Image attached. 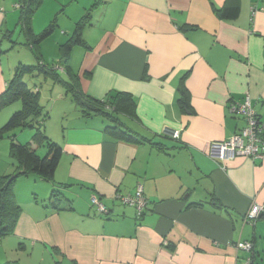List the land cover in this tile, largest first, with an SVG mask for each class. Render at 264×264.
Here are the masks:
<instances>
[{"label": "crops", "instance_id": "0c3cea01", "mask_svg": "<svg viewBox=\"0 0 264 264\" xmlns=\"http://www.w3.org/2000/svg\"><path fill=\"white\" fill-rule=\"evenodd\" d=\"M262 6L264 0H100L82 29L72 88L93 102L109 98L114 106L106 110L119 122L93 110L87 116L58 95L41 123L62 148L55 182L64 194L51 204L53 185L39 177L51 187L15 192L22 210L14 232L0 237L5 263L246 264L250 253L235 243L250 240L253 261L264 264V216L245 220L253 203L264 205V158L221 163L208 156L209 142L245 125L230 104L247 91L264 121ZM6 17L0 12V28ZM58 66L70 75V67ZM9 81L0 64V95ZM109 125L150 142L111 137ZM168 127L180 129V138ZM138 184L149 200L141 219L117 198ZM93 195L109 214L97 211Z\"/></svg>", "mask_w": 264, "mask_h": 264}, {"label": "rangeland", "instance_id": "374dc122", "mask_svg": "<svg viewBox=\"0 0 264 264\" xmlns=\"http://www.w3.org/2000/svg\"><path fill=\"white\" fill-rule=\"evenodd\" d=\"M99 2L100 0H42L40 6L34 13L29 12L28 19L25 20L24 16L28 11L25 5L24 7L15 6L18 3L24 4V0H0V12L7 15L6 24L0 28V64L10 80L14 77L20 63L35 67L33 72L24 71L22 78L30 89H42L44 95L41 93L39 100L46 113L50 112L51 104L59 99L60 94L65 98L73 99L72 86H75L74 80L76 81L79 71L80 55L78 50L82 47L76 45L74 50L66 53L62 49V44H65L74 35L78 22L83 21L84 28L86 20L91 19L95 5ZM35 5L36 3H32L33 7ZM51 24H53L51 33L40 39L39 35ZM26 25L31 28V31L26 29ZM82 37L84 39L83 33ZM40 60L47 69H52L59 64L63 67H70L71 73L70 75L63 74L57 70L53 73L47 72L37 67ZM20 108L21 103L14 102L0 111V130L8 123L13 113ZM54 118L55 116L52 117V119ZM51 125L53 126V124ZM34 133L35 128L22 126L4 130L0 140V178L5 176L13 178L21 170L22 167L19 166V160L14 153L12 143L32 142ZM47 152L46 143L37 149V154L41 157H44ZM37 177L34 173L17 176L13 184L14 192L32 193L34 185H41L35 191L40 193L42 187H51L50 183L39 182ZM50 195L51 192L47 196L50 197ZM262 259H264V252ZM5 262L3 252L0 250V263L5 264ZM256 262L255 264H258Z\"/></svg>", "mask_w": 264, "mask_h": 264}, {"label": "trees", "instance_id": "16d2710c", "mask_svg": "<svg viewBox=\"0 0 264 264\" xmlns=\"http://www.w3.org/2000/svg\"><path fill=\"white\" fill-rule=\"evenodd\" d=\"M261 1L263 0H259V3ZM32 3H36V5L33 7ZM41 3L42 0H24V4L18 3L15 4V6L24 7L25 5L28 11L25 13L24 18L25 20H27L28 13H34L36 8L40 6ZM83 23V21L78 22L74 31V35L71 36V38L65 44H62V49L64 50V52L69 53V51H71L74 46L78 44H84V39L82 37ZM25 27L28 31H31V28L28 25H26ZM52 30L53 24H51L41 35H39V38H45L51 33ZM58 65L59 64L54 66L52 69H47L45 68V64L40 60L39 66L37 67L46 70L47 72L53 73L54 71L60 69ZM34 68V66H25L23 65V63H20L14 74V77L9 81L7 89L0 95V111L5 106L11 103H21V108L13 113L8 123L4 126V128L0 130V140L3 137L5 129L18 126L35 128L32 142H28L26 144H20L16 142L12 143L14 153L19 160V166L22 167L21 170H19V172L13 178H11V176L0 178V237L8 236L14 232L21 214L22 209L17 202L13 187L14 181L16 180L17 176H25L34 173L39 178L50 182L53 185L51 197L49 199L51 204H55L56 199H59L60 195L62 194L63 196L64 194L62 189L65 187L55 182V172L61 160L62 148L47 136V134L45 133L44 125L43 123H41V121L44 122V120L49 117V113H46L44 111V106L39 100V90H33L32 88L30 89L27 82L22 78L24 71L33 72ZM72 91L73 99L78 104L82 112H84L87 116H90V112L95 111L96 113H100L108 117L115 124H118L119 120L115 118L114 114L106 110V106L108 107V109L114 106L113 103L110 102L109 98L93 102L89 100L86 95L81 93V91L77 87L72 88ZM180 95L181 97L179 99V102L181 104V107L185 108L189 99V95L184 82L180 87ZM106 130L111 137H114L116 139H122L132 143H141L144 141L150 142L149 139L142 136L138 132L124 128L120 125H109ZM43 143L47 144L48 152L44 157H41L37 154V148H35L34 145L36 144L39 147ZM151 143L155 145L157 144L154 142ZM216 205L221 206V204L217 203ZM144 213L142 214V216L138 217L136 212L137 218L141 219ZM263 216L264 213L261 215V218Z\"/></svg>", "mask_w": 264, "mask_h": 264}, {"label": "built area", "instance_id": "2783aa9c", "mask_svg": "<svg viewBox=\"0 0 264 264\" xmlns=\"http://www.w3.org/2000/svg\"><path fill=\"white\" fill-rule=\"evenodd\" d=\"M258 4V3H257ZM253 6V15L257 13L259 5ZM264 7L262 6V10ZM231 113L241 116L245 125L232 136L223 139L209 142L208 156L216 162L223 163L226 160L235 159L238 156L248 157L251 159L264 158V121L258 116L257 110L254 106L251 93L248 91L244 94L241 101L232 102L230 104ZM166 131L174 139H178L181 134L180 129L171 127L166 128ZM117 198L125 205L133 206L136 209L137 216L140 217L146 210L149 200L144 194V187L138 184L133 193L126 195H117ZM92 205L96 207L97 211L103 214H109V208L101 201L97 195L92 196ZM264 213V205L253 203L248 213L245 215V220L255 223L261 218ZM238 250H246L250 256L246 259V264H255L253 259L254 243L250 240H239L235 243Z\"/></svg>", "mask_w": 264, "mask_h": 264}]
</instances>
